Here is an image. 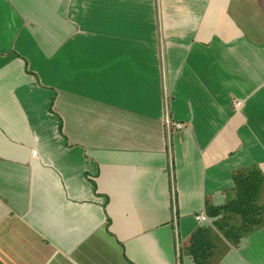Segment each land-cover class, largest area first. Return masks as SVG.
<instances>
[{
	"label": "crops",
	"instance_id": "1",
	"mask_svg": "<svg viewBox=\"0 0 264 264\" xmlns=\"http://www.w3.org/2000/svg\"><path fill=\"white\" fill-rule=\"evenodd\" d=\"M0 264H264V0H0Z\"/></svg>",
	"mask_w": 264,
	"mask_h": 264
},
{
	"label": "built area",
	"instance_id": "2",
	"mask_svg": "<svg viewBox=\"0 0 264 264\" xmlns=\"http://www.w3.org/2000/svg\"><path fill=\"white\" fill-rule=\"evenodd\" d=\"M234 105L236 108H240L243 105V100L236 99L234 102ZM163 123L165 126V132H166L168 140H170L172 134H174L178 130L183 129L185 126L184 122L175 120L174 118L170 117L168 114L165 115L163 119ZM32 156L34 158L38 156V150L36 148L32 150ZM195 218L199 223L209 221L208 214L203 210L196 213Z\"/></svg>",
	"mask_w": 264,
	"mask_h": 264
},
{
	"label": "trees",
	"instance_id": "3",
	"mask_svg": "<svg viewBox=\"0 0 264 264\" xmlns=\"http://www.w3.org/2000/svg\"><path fill=\"white\" fill-rule=\"evenodd\" d=\"M252 186H253V185H252ZM253 187H254V186H253ZM255 187H256V186H255ZM255 187H254V188H255ZM241 213H244V212H241Z\"/></svg>",
	"mask_w": 264,
	"mask_h": 264
}]
</instances>
